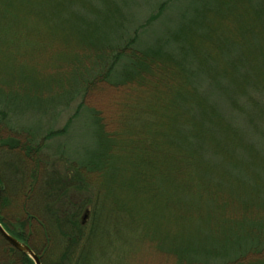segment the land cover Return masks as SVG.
<instances>
[{"label": "trees", "instance_id": "trees-1", "mask_svg": "<svg viewBox=\"0 0 264 264\" xmlns=\"http://www.w3.org/2000/svg\"><path fill=\"white\" fill-rule=\"evenodd\" d=\"M246 1L210 0L180 25L171 39L179 44L181 56H188L198 63V66L195 64L199 74L206 76L212 84L219 85L231 97V105L240 106V109L243 102L251 105L254 114L249 123L264 142V47L255 49L258 45L264 46V43L260 44L261 32L256 34L250 30L253 17L264 18V0L258 5ZM242 2L244 4L241 5ZM230 14L249 19L248 28L244 29L248 35H242L239 43L244 45L249 36L250 47L254 49H246L245 53H259L260 60L254 58L250 61L253 65L241 62L235 66L231 63L228 68L217 72L215 67L218 63L214 66L208 62L214 54L206 52L202 55L197 52L202 49L199 48L201 46H195L194 42L210 41V35L213 38V33L219 31L218 24L222 21L218 19ZM204 18L207 19L206 24ZM71 32L80 35L77 29ZM94 32L87 29L85 37H82L86 41L81 39L84 42L81 43L78 40L74 46L94 42L91 51L95 57L87 61L91 58L102 60L97 64L95 61L77 65L73 73L65 71L63 75L69 85H72L70 81L75 82L71 86L74 92L79 85L84 89L83 100L77 109L84 107L90 87L104 84L126 90L131 101L129 99L123 104L122 114L119 115L121 119L114 127L100 119V112L89 109L97 149L87 160L73 167L72 176L66 178L58 176L53 169L49 170L44 158H40L43 142L63 133V130L49 132L36 143L31 137L23 135L26 132L9 135L6 123L0 120V150L8 149L10 156L1 164L6 169L4 174L0 173L1 193L9 187L21 196L18 203L14 198L8 200L1 197L2 227L26 244L39 257L41 264H98V259L90 253L94 235L89 226V222L92 225V209L88 208L94 203L91 204L86 196L87 199L83 196L77 201L71 195V192L88 190L91 183L97 180L99 187L95 193L98 195L100 185L106 188L115 186L121 203L118 206L120 211L134 206L138 202L137 196L153 200L150 207L157 216L161 215L160 212L165 213V223L169 228L159 233L158 237L153 234L154 247L176 258L175 264H194L193 259L196 258L190 252L192 247L197 251L200 244L208 245L210 240L214 244L211 238L207 240V232L203 228L212 237L211 225L215 231L222 229L220 234L229 232L230 235L223 240L238 249L242 240L254 238L243 252L235 253L219 264H264V147L247 141L249 136L239 125L227 121L209 96L198 90L194 82L196 74L188 67V60L184 61L181 56L162 48L138 50L133 46L135 34L128 38V42L125 41V46L108 47L99 56ZM218 36L213 39L220 48L225 41L237 46L236 41L220 34ZM69 48L72 49V46ZM221 50L224 49H220L219 61L223 57ZM62 62L65 64V61ZM57 68L62 69L60 66ZM114 74L116 79L110 80ZM51 77V84L60 81ZM221 81L226 86L219 84ZM57 86V90L61 88V85ZM23 89L10 90L15 94L0 93V109L18 107L17 94ZM44 92L42 89L36 95L26 96V104L39 99L43 101ZM72 92L70 90L69 95ZM34 96L36 98H31ZM118 150L121 155H118ZM194 178H197L200 187L193 188L187 182L190 179L194 182ZM187 196L189 198L186 199ZM14 203L19 218L10 221L2 216L1 209ZM86 210L88 222L82 225L80 214ZM217 213L222 219H214L213 215ZM133 215L132 211L129 214L126 212V216L131 217L130 225L139 220ZM182 225L188 226L185 228ZM88 226L89 231L85 234ZM242 226L243 230L249 227L253 232L250 230L251 234L246 233L243 238L240 233ZM56 233L62 238L59 241L62 245L58 258L53 261L49 259V254ZM208 260L205 258L201 264H209ZM0 264L33 263L0 237Z\"/></svg>", "mask_w": 264, "mask_h": 264}, {"label": "rangeland", "instance_id": "rangeland-1", "mask_svg": "<svg viewBox=\"0 0 264 264\" xmlns=\"http://www.w3.org/2000/svg\"><path fill=\"white\" fill-rule=\"evenodd\" d=\"M209 1L0 0V93L8 94L12 93L10 90L16 91L15 89L19 87L24 88L17 94L19 98L18 107L8 108L4 111L0 109V120L6 123L7 130L10 132L9 135L26 132L23 134L24 136L27 135L38 143L49 132L63 130V133L54 135L43 142L40 158H44L48 169L56 171L58 176L64 178L72 176L73 167L87 160L97 149L92 126L93 118L89 109L93 108L100 112V119L114 127L121 119L119 115L122 114L123 104L129 99L131 101L126 90L104 84L90 87L87 92L88 96L84 100V107L77 109L83 100L84 89L79 85L74 92L72 85L75 82L72 80L70 81L72 85H69L66 79L64 81L63 75L66 73L65 71L73 73L77 65H88V63L95 61L97 64V61L102 59L93 60L91 58L87 61L90 57H95V53L92 54L91 51L94 42L92 44L85 42L84 46L78 47L74 46V43L85 37L84 32L87 29L89 31L95 30L94 39H96V46L99 48L98 55L100 56L108 47L125 46L128 38L135 34L133 46L138 50L162 48L176 56H181L179 44L171 39V35L180 25L193 17L195 10L209 4ZM249 1L257 5L261 3V0ZM218 20L222 22L218 24L219 31L213 33V38H218V34H220L231 41H236L237 46L229 45V42L225 41L222 43L224 44L223 47L220 48L221 46L215 43L211 35L208 42H201L202 40L194 42L195 46L202 48L198 49L197 52L202 55H206V52L214 54L213 58L215 59L212 60L213 58H211L208 62L214 66L218 63V67H215L217 72L228 68L231 63H234L235 66L241 62L248 65L250 61H254V58L260 60L259 53H245L246 49H254L250 47L249 36L244 43L245 47L239 43L242 35H248V32L244 30L248 28L249 21L246 16L230 14ZM212 21L215 22L214 19ZM252 21L254 22H251L250 30L256 34L262 33V36L258 35L260 36V44H262L264 43V18L255 19L253 17ZM204 22L206 24L207 19ZM72 29H77L80 35L71 34ZM83 40L86 41V39ZM68 42L69 44L66 45ZM81 43L84 42L81 40ZM70 46L72 49L69 48ZM261 47H264L263 44L256 46L255 49L260 50ZM219 48L227 50H221L224 57L221 61L218 60ZM84 58L85 61H83ZM181 58L184 61L188 60V67L195 71L194 82L198 90L207 97L209 96L219 113L227 121L238 124V127L249 136L246 138L247 141L264 147L263 140L255 131L256 128L249 123L251 115L254 114L251 105L243 102L242 109L240 106L231 105V97L219 85L212 84L206 76L196 71V64L198 66V63L195 60H191L188 56H181ZM200 59H202L201 56ZM62 60L65 61V64ZM53 61L60 64L53 65ZM81 62L83 63L81 64ZM249 65L253 64L250 63ZM59 66L62 68L59 69L60 71L57 70ZM51 76L60 81L57 84H51L49 82ZM116 77L114 74L110 80H114ZM219 84L226 86L223 81ZM55 85H61V88L57 90L58 86L55 87ZM42 89L46 91L42 94L43 101L39 99V101H29L26 104V99H28L26 96L36 95ZM70 90L73 91L72 95H69ZM229 92L231 91L229 90ZM31 98H36V96ZM245 111L246 113H244ZM121 154L118 150V155ZM9 157L8 149L0 150V173H5L6 169L4 170L1 164L6 162ZM98 182L97 180L92 182L90 188H87L88 190L71 192L73 199L77 201L86 196L91 204L94 203L88 208L89 210L92 209L90 219L92 225L89 222V226L93 230L92 236L94 235L90 242V253L95 259H98V264H175L176 258L154 247L153 234H156L154 237H158V235L160 236L159 233L169 228L165 223V213L160 212L161 215L158 214L157 216L153 207H150L153 206V200H149L147 196H137L138 202L134 205L135 207H125L128 214L132 211L135 219L139 217L136 224L130 225L131 217L126 216L124 209L120 211L118 208L121 203L118 194H116L118 191L115 186L110 185L106 188L105 185V187L100 185L98 195L95 193L99 187ZM187 182L193 188L200 187L197 178H194V182L197 184L191 179ZM2 196L8 200L14 198L17 203L21 198L20 194L9 187L1 193ZM187 198L189 197L187 196ZM201 203L203 204V202ZM1 212L2 216L10 221L19 218V211L18 208L16 209L15 203L12 206L3 207ZM83 214H80V219ZM213 217L215 220L222 219L218 213L214 214ZM87 219L85 224L88 222ZM89 226L85 234L89 231ZM182 226L187 228L188 225ZM212 226H209L212 237H209L207 229L202 227L207 232V240L211 238L214 244L211 243V240L208 245L200 244L197 251L193 246L190 252L196 258L193 259L194 264H201L205 258L209 259V264H219L230 259L235 253L243 252L248 247L247 243L254 239L251 238L249 241V238H245L240 243L241 248L238 249L230 243L226 244L223 240L229 232L220 234L222 229L215 231L211 229ZM192 228L195 229V226ZM246 229L243 230V226L241 227L240 233H242L243 238L246 233L251 234V229L249 227ZM54 239L53 249L49 254V259L53 261L60 254L61 242L59 241L62 238L56 233ZM38 240L40 241V239ZM160 246L162 247V244ZM215 247L216 250H214ZM210 252V257H207Z\"/></svg>", "mask_w": 264, "mask_h": 264}, {"label": "water", "instance_id": "water-1", "mask_svg": "<svg viewBox=\"0 0 264 264\" xmlns=\"http://www.w3.org/2000/svg\"><path fill=\"white\" fill-rule=\"evenodd\" d=\"M0 197H1V186H0ZM88 217V210L84 212L81 218L82 225L85 224L86 219ZM0 237L12 248L16 251L22 253L23 255L27 256L33 264H41L39 257L34 254V252L24 243L20 242L13 236H11L0 224Z\"/></svg>", "mask_w": 264, "mask_h": 264}]
</instances>
